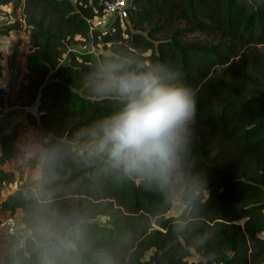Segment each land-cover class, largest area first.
Instances as JSON below:
<instances>
[{"label":"trees","instance_id":"1","mask_svg":"<svg viewBox=\"0 0 264 264\" xmlns=\"http://www.w3.org/2000/svg\"><path fill=\"white\" fill-rule=\"evenodd\" d=\"M20 2L31 52L17 101L29 107L41 93L40 117L26 116L50 134L58 161L41 184L31 178L0 200L5 211L21 209L31 231L8 264H37L34 229L58 212L84 218L74 264H264V53L259 48L264 0H134L126 28L115 22L103 38L113 53L176 68L197 94L198 142L178 216H168L174 185L123 176L93 152L91 129L121 105L115 98L90 96L84 77L95 61L113 53H72V63L60 65L67 45L77 36L88 37L89 19L103 13V0H0V7L14 10ZM21 27L15 19L0 35ZM18 57L15 49L7 58L10 75L21 70ZM3 60L0 52V76ZM4 106L0 88V115ZM18 131L15 126L4 136L0 194L23 179L22 168L17 178L3 167L14 154ZM44 192L56 196L47 200ZM98 216H107V224L96 221ZM152 249L151 259L144 260ZM191 250L200 254L199 261L188 259Z\"/></svg>","mask_w":264,"mask_h":264},{"label":"clouds","instance_id":"2","mask_svg":"<svg viewBox=\"0 0 264 264\" xmlns=\"http://www.w3.org/2000/svg\"><path fill=\"white\" fill-rule=\"evenodd\" d=\"M94 98H115L121 108L98 121L90 131L93 152L106 157V166L126 177H140L162 187L182 183L195 154L197 94L183 82L182 73L159 61L122 53L95 61L84 77ZM46 134L30 129L16 143L25 160L35 161L34 179L58 161V148ZM84 218L58 212L40 221L32 236L37 264H74Z\"/></svg>","mask_w":264,"mask_h":264},{"label":"rangeland","instance_id":"3","mask_svg":"<svg viewBox=\"0 0 264 264\" xmlns=\"http://www.w3.org/2000/svg\"><path fill=\"white\" fill-rule=\"evenodd\" d=\"M15 19H20L22 22V27L10 32L8 35H0V52L2 54V57H4V60L2 61V64L4 66L5 72L2 73L0 76V88L4 89V98H5V106L3 108L6 110L7 108H13L16 111H21V115H23V121L25 122V126L22 128L21 131H18L19 138L24 135V133L30 129H38L42 132L43 129L40 126V124L33 122L31 119L25 117L26 116V108L25 106H21L19 102L17 101V95L18 90L20 88V84L25 81V74L28 72L27 69V55L31 52V45L29 44V29L25 25L24 21V15H23V9L21 2L18 3V7L13 10L12 6H3L0 7V32L5 30L7 26L13 22ZM201 36H196V39ZM260 50L264 53V46H259ZM15 49H19V57L18 61L20 64V71H15V75H10L9 72H7V58H10V56L13 55V52ZM108 49L111 51V48L108 47ZM221 71V70H220ZM53 74L50 73L48 76V79H52ZM25 118V119H24ZM21 120L18 122V124H21ZM15 126H18L17 124ZM15 126L13 128H15ZM12 131V130H11ZM45 133V132H44ZM11 134V133H10ZM0 144L3 145L4 148V137L3 134L0 136ZM47 142L49 143L50 137L47 135L46 137ZM17 143V142H16ZM78 145L76 144V148ZM90 146H86V149H89ZM15 153V150H14ZM4 169L7 171H13L16 173L17 178L20 177L19 172L21 168L23 169V179H18V181L11 185L10 187L8 185V188L6 186L2 189L0 194V200H4L9 192H14L20 184L23 182L29 181V179L34 178L35 169H36V162L25 160L21 157L19 152L13 157V159L9 162L7 165H3ZM183 187L180 186V184H177V188H179L178 194H174V203L172 205L171 212L168 213V216H178L185 208V204H183L182 201V193L184 190V182H182ZM182 190V191H181ZM175 192V191H174ZM176 192V193H177ZM182 192V193H181ZM43 195L47 200H52L55 198L56 194L53 192H44ZM175 204V205H174ZM183 204V205H182ZM14 215L16 218L19 219V227L17 230V233L14 235H8L5 230L1 227V222L5 220L8 215ZM22 215L23 212L21 209H18L15 213H11L9 211L3 210V208L0 206V264H8L10 260L14 259L16 257V249L18 246L19 240L23 236H27L31 234V231L29 228L25 226V224L22 223ZM108 217L106 216L105 219H102L100 216H98L95 220L98 221L100 224H107ZM243 223V220L241 221ZM262 236L264 237V233H262ZM155 252V249L150 250L144 257V260L149 261L151 259V256ZM190 261H199L201 259L200 254H198L195 250H191V253L188 258Z\"/></svg>","mask_w":264,"mask_h":264},{"label":"built area","instance_id":"4","mask_svg":"<svg viewBox=\"0 0 264 264\" xmlns=\"http://www.w3.org/2000/svg\"><path fill=\"white\" fill-rule=\"evenodd\" d=\"M103 3L105 6L103 13L97 14L93 18L89 19L88 37L77 36L76 42L68 44L67 50L62 55L60 60V65L71 64L73 61L72 53H92L95 55H110L113 53L112 50L110 51L108 49V47L110 48L111 43H105L103 38L112 32L115 22H120L122 28H126V22L129 17V9L133 6L134 0H103ZM76 60L81 61V57L77 55ZM11 185L13 184L8 186L10 187ZM8 186H6V188H8ZM9 194H11V192H9ZM21 224H23V222ZM19 225V219L11 214H9L8 217L1 222V227L8 235H14L17 233Z\"/></svg>","mask_w":264,"mask_h":264},{"label":"crops","instance_id":"5","mask_svg":"<svg viewBox=\"0 0 264 264\" xmlns=\"http://www.w3.org/2000/svg\"><path fill=\"white\" fill-rule=\"evenodd\" d=\"M27 117V116H25ZM25 119V118H24ZM22 121L21 124H18L19 121ZM18 125V130L21 131L22 128L25 126V122L23 121V115H21V111H16L13 108L4 109L3 113L0 115V128L3 130V137L5 135H9L13 131V127ZM41 126V125H40ZM12 130V131H11ZM1 141V140H0ZM18 153L15 147V153L13 154L12 158L7 160L4 163V166L9 164V162L13 159V157ZM4 154L3 145L0 144V157ZM20 175V172H19Z\"/></svg>","mask_w":264,"mask_h":264},{"label":"water","instance_id":"6","mask_svg":"<svg viewBox=\"0 0 264 264\" xmlns=\"http://www.w3.org/2000/svg\"><path fill=\"white\" fill-rule=\"evenodd\" d=\"M40 103H41V93L38 95L34 104L26 108V111L31 113L35 117L39 118L40 117V110H39Z\"/></svg>","mask_w":264,"mask_h":264},{"label":"bare ground","instance_id":"7","mask_svg":"<svg viewBox=\"0 0 264 264\" xmlns=\"http://www.w3.org/2000/svg\"><path fill=\"white\" fill-rule=\"evenodd\" d=\"M180 186L183 187L182 183H180ZM179 188H180V187L177 188V185H174L173 190H172L173 194H178L179 192H177V191H179ZM174 191H175V192H174ZM181 191H182V190H181ZM176 192H177V193H176ZM181 193H182V192H181ZM174 205H175V204H174Z\"/></svg>","mask_w":264,"mask_h":264}]
</instances>
